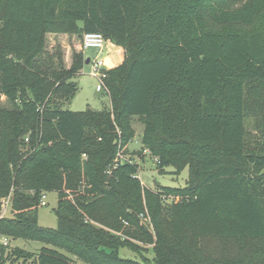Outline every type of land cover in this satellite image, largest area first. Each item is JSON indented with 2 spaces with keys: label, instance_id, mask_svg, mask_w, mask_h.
<instances>
[{
  "label": "trees",
  "instance_id": "16d2710c",
  "mask_svg": "<svg viewBox=\"0 0 264 264\" xmlns=\"http://www.w3.org/2000/svg\"><path fill=\"white\" fill-rule=\"evenodd\" d=\"M86 32L124 50L106 71L110 106L63 109ZM63 34L80 41L68 62L59 42L48 48ZM134 116L139 160L188 167L185 186L152 190L139 162L115 166ZM47 192L56 227L38 220ZM9 194L0 237L41 246L1 244L0 264H264V0H0V200Z\"/></svg>",
  "mask_w": 264,
  "mask_h": 264
},
{
  "label": "rangeland",
  "instance_id": "374dc122",
  "mask_svg": "<svg viewBox=\"0 0 264 264\" xmlns=\"http://www.w3.org/2000/svg\"><path fill=\"white\" fill-rule=\"evenodd\" d=\"M232 27V25H228ZM222 26H219V29ZM78 39L73 40V42H77ZM60 43L62 47L65 48L66 54L65 59L69 60L71 53H68L69 50V42L70 37L66 34L63 35H51L48 38V48L54 49L53 46H56L57 43ZM80 42V41H78ZM99 50L96 48H89L85 50L87 57L95 58L98 55ZM68 53V54H67ZM102 55V53H101ZM91 64L86 63L82 72L77 74L72 78L73 81L77 82L79 86V90L74 96V98L70 101H63V109H70L75 111H84L87 109L94 110H103L107 109L110 106V98L109 94L105 88L102 90L97 89V85L99 83L97 77L90 74ZM132 125L135 130V137L128 145V154L122 155L120 161H132L139 162L140 172L139 178L143 185L151 188L152 190H158L159 187L162 186H172V187H183L186 185L189 169L186 167L180 174L175 173V168L173 166L166 167L165 171L161 173L158 170L156 160L151 157L149 154L142 161L137 157V151L141 148V134L143 132L144 125L137 116L132 117ZM247 131L248 136L247 140L249 143H254L255 141H259L260 139V130L257 128V119L256 117L249 115L248 123H247ZM155 180L160 182L158 186L155 184ZM178 196H167L163 197V202L166 205L172 204ZM46 204H43L39 208L38 220L40 225L45 227H56L57 225V217L54 209L57 206L58 194L57 192H47L46 193ZM7 215H10V211L8 210ZM2 237H0V246H1ZM12 246H20L27 250L37 251L41 246L39 242L36 241H26L23 239L12 240ZM120 254L124 257H139L138 254L124 248L121 249ZM142 254L147 256H152L151 249H146L142 251ZM78 264H89L84 260L78 259Z\"/></svg>",
  "mask_w": 264,
  "mask_h": 264
},
{
  "label": "built area",
  "instance_id": "2783aa9c",
  "mask_svg": "<svg viewBox=\"0 0 264 264\" xmlns=\"http://www.w3.org/2000/svg\"><path fill=\"white\" fill-rule=\"evenodd\" d=\"M82 48L85 51L86 49L89 48H96L99 50V54L95 57V58H91L90 57V61L89 63L91 64V70H90V74L97 77L99 83L97 85V89L98 90H102V88H105L107 91V87L105 84V77L107 75V69H108V64L105 61V58L103 55H101V52H103L106 48V40L103 36L102 33L100 32H86L83 35V39H82ZM4 98V96H2V99ZM29 139L26 138V141H28ZM120 160L116 159L115 160V166H117L119 164ZM132 162V161H130ZM137 177H139V173L136 175ZM46 193L42 194V205L46 204ZM10 201H11V194H9L8 196L3 197L0 200V217H4L7 215V212L9 210L10 207ZM145 219H148L147 217H144ZM10 243L9 238L7 237H2V241L1 244L3 245H8Z\"/></svg>",
  "mask_w": 264,
  "mask_h": 264
},
{
  "label": "crops",
  "instance_id": "0c3cea01",
  "mask_svg": "<svg viewBox=\"0 0 264 264\" xmlns=\"http://www.w3.org/2000/svg\"><path fill=\"white\" fill-rule=\"evenodd\" d=\"M73 40H76V38L74 36L70 37L69 45L73 44L76 48H80V44L78 43V41L73 42ZM101 53L104 56L105 61L107 62L109 68L116 66L118 63H120L122 61V59L124 57V50L120 47H116L112 43H107L105 50ZM98 54H99V52H98ZM85 55H86V53H85ZM88 58H90V57H88ZM141 136H142V134H141Z\"/></svg>",
  "mask_w": 264,
  "mask_h": 264
},
{
  "label": "water",
  "instance_id": "95a60500",
  "mask_svg": "<svg viewBox=\"0 0 264 264\" xmlns=\"http://www.w3.org/2000/svg\"><path fill=\"white\" fill-rule=\"evenodd\" d=\"M89 61H90V58L87 59V62L86 63H89ZM155 184H157L159 186L160 185V182H158L157 180H155Z\"/></svg>",
  "mask_w": 264,
  "mask_h": 264
}]
</instances>
